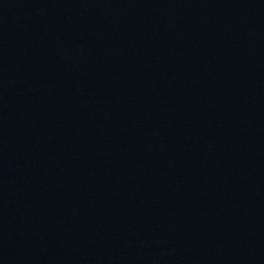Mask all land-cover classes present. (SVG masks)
<instances>
[{
	"label": "water",
	"instance_id": "obj_1",
	"mask_svg": "<svg viewBox=\"0 0 264 264\" xmlns=\"http://www.w3.org/2000/svg\"><path fill=\"white\" fill-rule=\"evenodd\" d=\"M0 264H264V0H0Z\"/></svg>",
	"mask_w": 264,
	"mask_h": 264
}]
</instances>
